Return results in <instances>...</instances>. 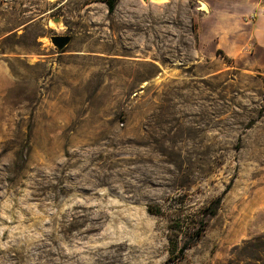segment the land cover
I'll use <instances>...</instances> for the list:
<instances>
[{
  "label": "rangeland",
  "instance_id": "obj_1",
  "mask_svg": "<svg viewBox=\"0 0 264 264\" xmlns=\"http://www.w3.org/2000/svg\"><path fill=\"white\" fill-rule=\"evenodd\" d=\"M101 1L0 0V264H264V0Z\"/></svg>",
  "mask_w": 264,
  "mask_h": 264
},
{
  "label": "crops",
  "instance_id": "obj_2",
  "mask_svg": "<svg viewBox=\"0 0 264 264\" xmlns=\"http://www.w3.org/2000/svg\"><path fill=\"white\" fill-rule=\"evenodd\" d=\"M203 7H205V9H203ZM200 10L207 12L208 8L203 4ZM251 30L252 38L255 45L264 49V3L256 12V16L252 23Z\"/></svg>",
  "mask_w": 264,
  "mask_h": 264
},
{
  "label": "water",
  "instance_id": "obj_3",
  "mask_svg": "<svg viewBox=\"0 0 264 264\" xmlns=\"http://www.w3.org/2000/svg\"><path fill=\"white\" fill-rule=\"evenodd\" d=\"M146 1V0H143ZM55 21L57 22L58 20L55 19ZM50 42L51 44L59 51L63 50L64 48H66L69 43L71 42V37L68 35L65 36H51L50 37Z\"/></svg>",
  "mask_w": 264,
  "mask_h": 264
},
{
  "label": "trees",
  "instance_id": "obj_4",
  "mask_svg": "<svg viewBox=\"0 0 264 264\" xmlns=\"http://www.w3.org/2000/svg\"><path fill=\"white\" fill-rule=\"evenodd\" d=\"M101 2L105 3L109 10L112 12L114 9H115V6H116V3H117V0H102ZM220 203V198H218L216 201H215V205H219ZM200 236V235H198ZM184 251V249L182 250V252Z\"/></svg>",
  "mask_w": 264,
  "mask_h": 264
},
{
  "label": "bare ground",
  "instance_id": "obj_5",
  "mask_svg": "<svg viewBox=\"0 0 264 264\" xmlns=\"http://www.w3.org/2000/svg\"><path fill=\"white\" fill-rule=\"evenodd\" d=\"M152 1H154L156 3H159V4H163V3H165V2H167L169 0H152ZM203 9H205V7H203Z\"/></svg>",
  "mask_w": 264,
  "mask_h": 264
}]
</instances>
